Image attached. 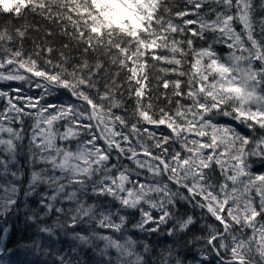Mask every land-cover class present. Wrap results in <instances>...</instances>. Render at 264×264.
<instances>
[{
    "label": "snow or ice",
    "instance_id": "obj_1",
    "mask_svg": "<svg viewBox=\"0 0 264 264\" xmlns=\"http://www.w3.org/2000/svg\"><path fill=\"white\" fill-rule=\"evenodd\" d=\"M3 15L0 264H264V0Z\"/></svg>",
    "mask_w": 264,
    "mask_h": 264
},
{
    "label": "trees",
    "instance_id": "obj_2",
    "mask_svg": "<svg viewBox=\"0 0 264 264\" xmlns=\"http://www.w3.org/2000/svg\"><path fill=\"white\" fill-rule=\"evenodd\" d=\"M8 17L6 16V15H3V16H0V23H3L4 22V20L5 19H7ZM28 43V46H30V41L29 42H27ZM153 83H155V81H153ZM38 91L39 90H33V94H36V93H38ZM129 103H131V102H129ZM161 130H163V129H161ZM257 167H259V165H257ZM262 170H264V169H262ZM19 237V233H16V234H14V236H13V239H16V238H18ZM152 239H155V237H152Z\"/></svg>",
    "mask_w": 264,
    "mask_h": 264
}]
</instances>
